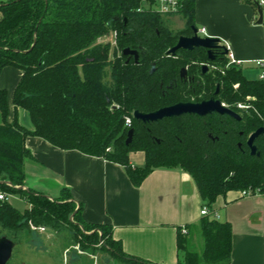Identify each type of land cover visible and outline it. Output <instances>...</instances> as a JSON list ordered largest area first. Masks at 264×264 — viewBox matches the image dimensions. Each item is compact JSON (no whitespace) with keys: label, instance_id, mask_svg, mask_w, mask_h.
I'll return each instance as SVG.
<instances>
[{"label":"trees","instance_id":"obj_1","mask_svg":"<svg viewBox=\"0 0 264 264\" xmlns=\"http://www.w3.org/2000/svg\"><path fill=\"white\" fill-rule=\"evenodd\" d=\"M143 1L0 2V72L5 67L22 72L12 104L25 110L32 123V130L15 120L6 123L7 93L0 90V193L6 196L0 200V238L20 245L26 235L32 237V224L58 235L64 248L71 242L81 251L100 244L115 261L150 264L125 254L120 242L112 239L110 226L85 223L68 190L52 199L23 189V162L30 157L27 137L118 164L134 186L156 169H180L191 176L203 205L210 209L217 197L229 191L264 196V136L254 141L258 157L251 156L247 147L249 136L264 126V81L247 78L241 67L225 68V57L212 74L203 77L198 102L218 88L216 98L239 120L186 114L142 123L132 117L135 111L150 113L197 98L191 86L179 79L182 64L164 56L180 34L195 28V0L186 1L178 14L182 30H173L167 16L145 10ZM112 32L114 47L102 42ZM124 49L137 51L138 59L127 61ZM131 129L132 139L126 145ZM138 151L144 154V164L132 167L129 155ZM11 195L20 197L28 208L22 212L13 208L7 201ZM187 230V235L177 231V249L183 253L178 264H229L232 230L228 222L209 215ZM198 233L200 251L193 243ZM11 261L12 256L7 264Z\"/></svg>","mask_w":264,"mask_h":264},{"label":"crops","instance_id":"obj_2","mask_svg":"<svg viewBox=\"0 0 264 264\" xmlns=\"http://www.w3.org/2000/svg\"><path fill=\"white\" fill-rule=\"evenodd\" d=\"M146 1L143 7L148 10ZM255 1L195 0L194 3L195 29H203V37L220 40L241 67L254 65L264 56V5L258 8ZM258 9L263 13L262 25L257 24ZM171 17H166L170 23L174 20ZM21 76L22 72L12 67L0 72V90L7 93L6 123L15 120L19 126L32 130L28 113L14 109L12 104V93ZM25 148L30 153L23 162L28 188L52 199L58 198L63 189L68 190L75 205L81 207L82 220L91 225L110 226L112 239L120 242L128 256L150 264H178L183 260L176 245L177 231L182 226L187 229L197 225L204 206L188 173L180 169H156L134 186L122 166L102 158L60 150L37 137H27ZM129 163L132 167L142 166L144 154L130 153ZM210 210L217 215L216 219L231 226L229 264H264V196H242L239 191H229L217 197ZM48 231L44 228L39 232ZM54 237L61 241L58 235ZM23 244L36 251L41 245L46 248L42 238L40 245H36L30 235L25 236L20 245Z\"/></svg>","mask_w":264,"mask_h":264},{"label":"water","instance_id":"obj_3","mask_svg":"<svg viewBox=\"0 0 264 264\" xmlns=\"http://www.w3.org/2000/svg\"><path fill=\"white\" fill-rule=\"evenodd\" d=\"M263 23V13L261 9H258V25ZM193 30V35L191 37H179L177 43L172 47L168 53H174L175 51L187 50L191 51L193 49H203L206 50L208 59L214 61V54L218 51H222L224 55L228 53L226 47L221 44L220 40L216 38L200 37L197 35V30ZM124 56H133L135 61L138 59V52L129 49H124L122 51ZM203 72L206 71L207 67L203 66ZM154 71V66L150 69V74ZM181 76H185V69L181 70ZM217 94V90L215 95ZM196 115L198 117H204L210 114L227 115L235 120H239V116L232 110L226 108L219 100L213 97L209 100L202 101L199 103L181 102L168 107L160 108L156 111L150 113H140L135 111L133 113L134 120L142 123L156 122L166 118H174L182 115ZM133 135V130H129L127 133V138L125 144L128 145L131 142ZM264 136V126L257 129L252 133L247 140V147L249 149L251 156H259L257 147L254 145V141L258 138ZM73 215L70 217L72 220ZM14 243L7 239L6 237L0 238V264H7L12 256V251L14 249Z\"/></svg>","mask_w":264,"mask_h":264},{"label":"rangeland","instance_id":"obj_4","mask_svg":"<svg viewBox=\"0 0 264 264\" xmlns=\"http://www.w3.org/2000/svg\"><path fill=\"white\" fill-rule=\"evenodd\" d=\"M174 19L171 23L173 30H180L182 27V18L179 15H172ZM198 29V26H196ZM109 39H112L111 33ZM106 38H102V42H105ZM243 74L249 79H258L260 75V69L254 67V65H242ZM23 189H29L25 184ZM8 203L18 211H24L28 208V204L24 202L20 197L11 195L7 197ZM69 230V229H68ZM55 234L47 232L41 234L40 232L32 231V237L34 244L40 245V239L42 238L46 248L39 246V250H34L27 245H17L12 251V261L10 264H128L124 262L115 261L109 254L104 253L100 244L94 246H88V249L81 251L79 245L69 243V246L64 248V243L54 237ZM61 239V238H60ZM62 240V239H61ZM193 243L200 251L202 241L197 234H194ZM65 249V253L63 250ZM84 252V253H83ZM67 261V262H66Z\"/></svg>","mask_w":264,"mask_h":264},{"label":"flooded vegetation","instance_id":"obj_5","mask_svg":"<svg viewBox=\"0 0 264 264\" xmlns=\"http://www.w3.org/2000/svg\"><path fill=\"white\" fill-rule=\"evenodd\" d=\"M183 28H184V25L180 28V30H182ZM192 29L193 28H191L190 34H188V33L180 34L178 36V38L179 37H191L193 35ZM178 38H177V40H178ZM177 40H176V43H177ZM176 43H175V45H176ZM170 49H168L165 52V54H164L165 58L169 62H176L177 61L180 64H182V67L179 70V79L181 82L190 85L192 90H193L192 92L194 94H196V96H197V98L192 99V101L190 103H199L198 102V89H200L202 87L203 77L206 75L212 74V71L215 70V69H212V67L216 68V64L219 65L220 60L223 59V57H225V55L222 53V51H218L214 54L215 60L210 61L208 59V55L206 53V50H203V49H202V52H199L200 49L196 48V49H193L191 51L179 49V50L175 51L174 53H168V51ZM122 56H124V55H122ZM124 57L127 59V61L130 58L134 59L133 56H124ZM203 57H205V59H206L204 62L201 61V59ZM152 66H154V65H152ZM203 66L207 67L206 71H204V72H203V68H202ZM182 69H185V76L184 77L181 76V70ZM171 87L172 86H169L168 88H171ZM216 90H217V94L215 95ZM216 90L212 96H210L208 99H205L203 101L209 100L212 97L214 99L218 100L216 98L218 95V88H216Z\"/></svg>","mask_w":264,"mask_h":264},{"label":"built area","instance_id":"obj_6","mask_svg":"<svg viewBox=\"0 0 264 264\" xmlns=\"http://www.w3.org/2000/svg\"><path fill=\"white\" fill-rule=\"evenodd\" d=\"M188 0H152L151 2L148 1V10L155 12L158 15L161 16H172V15H178L182 7L184 6V3ZM147 2V1H146ZM255 4L257 5L258 8H261L264 5V0H256ZM204 30H199L197 31V35L200 37H203ZM110 33L105 36L106 40L105 43H110L111 47L115 46V33H111L112 39H109ZM263 41H264V29H263ZM226 47V46H225ZM228 53L225 55L226 58V67H241V63L238 61H235L232 57V54L226 47ZM254 66L257 69H260V75H259V80L264 81V56L260 59L254 62ZM212 69H215L212 67ZM235 88L237 86H234ZM238 108L245 109V106L239 104L237 106ZM126 126H130L131 120L130 118H127L125 121ZM242 196H252L248 191H240ZM6 196L3 193H0V200H5ZM213 216L214 218H217V215L213 213L210 208L203 206L202 209L200 210V216L205 217V216ZM31 231L39 232L43 231V227H35L32 224L29 225ZM180 233L182 235H187V229L185 226H182L180 228Z\"/></svg>","mask_w":264,"mask_h":264}]
</instances>
